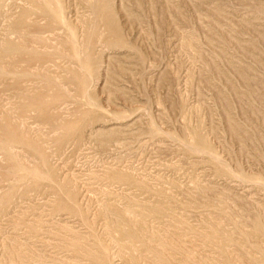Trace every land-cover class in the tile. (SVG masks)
Returning a JSON list of instances; mask_svg holds the SVG:
<instances>
[{
	"label": "rangeland",
	"instance_id": "obj_1",
	"mask_svg": "<svg viewBox=\"0 0 264 264\" xmlns=\"http://www.w3.org/2000/svg\"><path fill=\"white\" fill-rule=\"evenodd\" d=\"M0 264H264V0H0Z\"/></svg>",
	"mask_w": 264,
	"mask_h": 264
}]
</instances>
